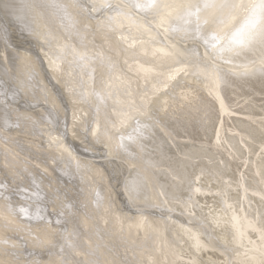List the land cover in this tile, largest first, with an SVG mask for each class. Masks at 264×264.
Returning <instances> with one entry per match:
<instances>
[{
  "label": "bare ground",
  "instance_id": "obj_1",
  "mask_svg": "<svg viewBox=\"0 0 264 264\" xmlns=\"http://www.w3.org/2000/svg\"><path fill=\"white\" fill-rule=\"evenodd\" d=\"M203 2L0 0V264H264V39L206 53L180 20ZM212 2L229 6L202 9L203 31L222 34L256 0ZM28 175L46 207L30 227L4 198Z\"/></svg>",
  "mask_w": 264,
  "mask_h": 264
},
{
  "label": "snow or ice",
  "instance_id": "obj_2",
  "mask_svg": "<svg viewBox=\"0 0 264 264\" xmlns=\"http://www.w3.org/2000/svg\"><path fill=\"white\" fill-rule=\"evenodd\" d=\"M126 4L129 8L138 11H146L155 6L153 0H143V2H141V0H126ZM50 6L57 9L63 8L62 5L56 3V0H51ZM218 6L223 8L229 5H217L213 3L212 0H204L202 4L196 3L189 5L188 10L182 17H180L183 30L186 32L194 33L195 38L203 44L206 53L213 56H220L226 51L230 52L237 48L247 47L258 38L264 39V0H256V2L250 4L247 7V14L244 23L235 30L224 32L222 34L203 31V25L200 21V12L202 11V9ZM104 7L116 11L118 14L121 12L119 6L113 8L111 4H106ZM18 19L23 22L22 16L18 17ZM203 23L206 24L207 21H204ZM172 30L175 31L176 29L173 28ZM77 59L80 65L83 66L84 62L88 58L85 56H79ZM93 94L102 101V97H100L98 93ZM137 124L139 125V121H137ZM123 139L124 138L121 137L122 142ZM129 139H131V137H129ZM130 183L132 185V188L134 189L137 182L133 180ZM5 187L6 185L0 184V188ZM13 195L18 199L26 201L25 204L19 206V213L23 214L24 216L34 215L37 219L43 218V214L46 212V207L43 206L40 202L45 199V194L42 192L38 184L32 182L31 187H24L21 185L13 189L12 192L9 195L4 196V198L10 200ZM97 196H99V193H97ZM33 205H35V212L30 213V208ZM67 207L70 208L71 205H68Z\"/></svg>",
  "mask_w": 264,
  "mask_h": 264
},
{
  "label": "rangeland",
  "instance_id": "obj_3",
  "mask_svg": "<svg viewBox=\"0 0 264 264\" xmlns=\"http://www.w3.org/2000/svg\"><path fill=\"white\" fill-rule=\"evenodd\" d=\"M1 21H3V20H0V22H1ZM85 25H86V24H85ZM81 27H82V26L80 25V28H81ZM83 28H84V27H83ZM82 30H83V29H82ZM8 35L11 36V31H10V33H9ZM21 36H25V34H23V35H21ZM21 38L24 39L26 42L30 41V39H29L27 36H26V38H23V37H21ZM19 39H20V38H19ZM0 41H1V39H0ZM35 62H36V61H35ZM17 66H18V65H17ZM38 66H39L38 64H35L36 70H35L34 67H33V69H32L33 71L30 73L31 76L36 75V76H35V77H37V79L35 78L36 81H37V80H38V81H39V80H43V77H44V71H43V68H42L41 66H39V67H40V68H39ZM17 68H19V67H17ZM1 70L3 71V69H1ZM18 70H19L20 75H24L25 77L27 76L28 72H27L26 70H24V69H18ZM40 70H41V71H40ZM2 71L0 72V77H1V78H0V81H2V82H0V94H1L0 96H2V95H3V96H6V93L9 92L10 85H12L13 83H11V82L8 81V78L5 77V74H4V72H2ZM20 71H21V72H20ZM23 71H24V73H23ZM25 71L27 72V74H25V73H26ZM37 71H39V72H37ZM35 72H37V73H35ZM40 72H42V73H40ZM34 73H35V74H34ZM39 73H40L41 75H40ZM38 74H39V76L41 77L40 79H39ZM3 75H4V76H3ZM2 76H3V77H2ZM4 78H5V79H4ZM48 78H49V80L51 79L49 76H48ZM2 79H3V80H2ZM6 79H7V80H6ZM24 80H25V78H24ZM59 80H60L61 82H63V83L65 82V78H63V77L60 78ZM38 81H37V82H38ZM7 82H8V83H7ZM49 82H50V81H49ZM38 83H39V82H38ZM9 84H10V85H9ZM3 85H5V87H3ZM13 85H14V84H13ZM13 85H12V86H13ZM8 87H9V88H8ZM53 88H54V87H53ZM54 89H55V88H54ZM16 90H17V91L20 90V91H19V95H20V96H21V95L23 96L22 88L20 89V88H17V87H16ZM34 90H35V89H34ZM1 92H2V93H1ZM30 92L32 93V91H31V90L29 91V89H28V93H29V94H31ZM16 94H17V92H16ZM9 95H10V94H9ZM50 97L53 99L54 104H56V105L58 104V105H59V103H58V101H57V98L55 97V94H54L53 92H52V94H51ZM22 98H24V96H23ZM24 99H25V98H24ZM24 99H23V100H24ZM55 99H56V100H55ZM23 100H22V104L26 105L25 103H23L25 100H24V101H23ZM48 100H49V99H48ZM0 101H2V100H0ZM33 105H35V104L33 103ZM58 105H57V106H58ZM4 106H6V105H4ZM59 106H60V105H59ZM43 107H44V106H43ZM6 108H8V107L6 106ZM57 108H58L59 110L63 111V113H62V118L66 116V117L63 119V122H65V123L67 124L66 121L69 120V119H68V116L65 114L64 109H62L61 107H57ZM44 109H45V107H44ZM40 110H41V109L37 108V110L34 111V115H37V113H38L37 111H39V113H41ZM35 113H36V114H35ZM47 113H48V112H47ZM48 114L50 115V117H51V116H54V117L56 116V113H55V112L53 113V115H51L50 113H48ZM23 115H24V116H23ZM21 116H22V118H21ZM23 117H24V118H23ZM25 117H26V118H25ZM27 117H28V116L25 115V114H20V116H19V121H20V120H21V121H25L26 124H28L27 121H29V117H28V118H27ZM41 118H42V116H41ZM22 119H24V120H22ZM30 119H33V118H30ZM37 120H39V119L37 118ZM41 120H42V119H40L39 121H41ZM30 121H31V120H30ZM30 121H29V122H30ZM35 121H36V120H34L33 122H35ZM35 124H36V122L34 123V125H35ZM28 125H30V124H28ZM30 126H33V125H30ZM35 126H36V125H35ZM125 158H126V157H125ZM85 171H87V170L85 169ZM85 171H83V172L85 173ZM88 172H89V171H88ZM84 175H85V174H84ZM31 176H32V177H31ZM31 176L28 175V176H27V179H28L29 182H31V185H32V182L35 181V177H34L33 175H31ZM36 177H37L38 180H40L39 175H36ZM45 180H46V181H44V184H42L43 189H44V186H45V187H47V190L45 189V192H48L49 190L53 192V191L55 190V189H54V186H55V185H53L52 183H51V185H50L49 181H47V179H45ZM70 180H72V179H70ZM40 182L43 183L42 180H40ZM70 183H71V182H70ZM72 184H73V183H71V185H72ZM49 185H50V186H49ZM48 186H49V187H48ZM55 187H57V188H60V187H61V189H62V186H60V185H58V186L56 185ZM52 188H53L54 190H52ZM8 189H9V188H8ZM12 190H13V189H12ZM12 190L10 191V193L12 192ZM59 191H60V190H59ZM57 192H58V191H57ZM57 192L54 191L53 193L56 194ZM59 193H61V192H59ZM60 195H62V194H60ZM61 197H63V195H62ZM64 199H65V200L62 199V200L64 201L63 204H62V201H61V200L59 201V202H60L59 204H60V205L62 204V206H63V207L60 206V210H61V213H60V214H62V216H63L64 218L70 217L71 214H73L72 217H76V214H75V213H71V214H70V212H73V208H71V207L68 208V207H67L70 203H71L70 205H71L72 207L74 206V203H73L72 199H70V198H64ZM69 199H70V200H69ZM66 200H67V201L69 200V201L67 202ZM65 202H66V203H65ZM55 207H57V206H55ZM57 209H58V207H57ZM63 209H64V210H63ZM66 209H67V210H66ZM6 210H8V209H6ZM65 210H66V211L70 210V211L66 212ZM8 211H9V210H8ZM17 211H18V210H15V212H17ZM34 211H35V209H34ZM34 211L32 210V212H30V213H34ZM62 211H64V212H62ZM63 213H64V214H63ZM15 214H20L19 216H20V218L22 217V218H21L22 220L26 219V220L29 222V223H28V224H29L28 227H30L31 224L34 223V221H35V218H34L35 216H34V215H30V216H29L30 218H29V217H27V216H23V214L21 215V213H19V211H18L17 213H15ZM66 216H67V217H66ZM12 217H13L12 219H14L16 222H19V221L16 220V216H15V215H12ZM76 219H77V218H76ZM30 222H31V223H30ZM41 224H42V223H41ZM42 225H43V224H42ZM42 225H41V227H40V229H39L38 231H40L41 229L44 230V228H46V226L43 227ZM42 227H43V228H42ZM31 231H33V230H31ZM31 231H30V232H31ZM52 232H53V231H52ZM34 233H38V232L36 231V232H34ZM30 236H31V238H32L33 240H35V238H34L35 236H34V235H30ZM6 240H7V241H10V242H11V240H12V242H13V241L15 240V238H14V239H13V238H7ZM19 243H20V242H19ZM24 246H25V244H23V245H21L20 247H18V249L16 248V249H17L16 251H19V250H20L21 248H23ZM20 251H21V250H20ZM25 257H26V256H25ZM29 258H30V259L33 258V260H36V262H35L34 264H38V259H36V257H31V256H30Z\"/></svg>",
  "mask_w": 264,
  "mask_h": 264
}]
</instances>
